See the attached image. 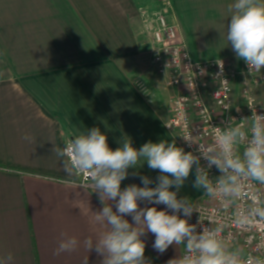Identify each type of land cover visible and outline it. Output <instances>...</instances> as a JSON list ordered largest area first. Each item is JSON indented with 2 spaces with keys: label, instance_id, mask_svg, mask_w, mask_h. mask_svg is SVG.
I'll return each instance as SVG.
<instances>
[{
  "label": "crops",
  "instance_id": "0c3cea01",
  "mask_svg": "<svg viewBox=\"0 0 264 264\" xmlns=\"http://www.w3.org/2000/svg\"><path fill=\"white\" fill-rule=\"evenodd\" d=\"M233 2L172 0L169 21L179 25L194 60L223 59L242 69L226 40ZM158 8V0H0V264H100L83 241L95 240L90 210L102 205L91 190L65 183L73 178L54 152L69 137L99 127L113 150L126 136L137 149L173 139L182 147L166 129L177 92L152 64L148 20ZM255 93L264 101V81ZM194 171L177 195L197 205L206 196L192 186ZM128 173L121 189L142 187L140 176L155 187L161 174L147 163ZM62 234L80 246L55 254ZM141 238L149 264H167L182 252L173 244L159 253L151 232Z\"/></svg>",
  "mask_w": 264,
  "mask_h": 264
},
{
  "label": "clouds",
  "instance_id": "9594fccd",
  "mask_svg": "<svg viewBox=\"0 0 264 264\" xmlns=\"http://www.w3.org/2000/svg\"><path fill=\"white\" fill-rule=\"evenodd\" d=\"M228 11V45L237 59L246 63L250 74L261 72L264 69V0H234ZM216 63L221 75L223 61L216 60ZM234 120L230 118L224 127H213V140L207 145L197 143L190 133L182 136L186 142L199 144V155L185 152L175 139L149 141L137 149L127 136L113 150L106 133L99 127L73 135L62 147L54 148L66 176L73 178L65 183L86 193L91 190V195L96 193L102 205L99 211L89 209V222L98 229L95 240L88 237L83 241L88 251L94 248L102 257L100 264H149L141 238L146 232L155 235L153 248L161 254L170 245L182 246L180 255L167 264H264V256L244 255L232 245L231 236L224 235L225 223L209 217L205 225L200 209L192 200L177 195L195 166L192 186L202 190L203 196L217 200L222 209L234 208L232 224L245 230L264 229V193L258 189L253 191L256 185L264 188V115L252 111V116L241 123L234 124ZM241 145H244L242 151ZM202 158L207 167L201 164ZM145 163L161 173L156 178V186L150 187L153 181L140 176L142 187L131 184L121 189L128 170ZM213 166L220 175L211 179L208 169ZM77 180L81 181L78 185ZM173 187L175 191L171 190ZM140 201L166 207L163 210L155 206L141 208ZM110 202H114L115 211ZM194 210L199 213L200 231L187 219ZM126 215L132 217V223L125 219ZM62 236L55 250L57 255L75 251L81 244L76 236ZM259 247H264V241ZM11 259L12 255L8 254L6 260Z\"/></svg>",
  "mask_w": 264,
  "mask_h": 264
},
{
  "label": "built area",
  "instance_id": "2783aa9c",
  "mask_svg": "<svg viewBox=\"0 0 264 264\" xmlns=\"http://www.w3.org/2000/svg\"><path fill=\"white\" fill-rule=\"evenodd\" d=\"M158 1L159 8L149 20L152 64L158 74L165 77L166 86L177 92L172 99V116L166 123V129L178 135L185 152L192 151L199 155L197 143H212L213 127H224L230 118L236 120L233 121L234 124L241 123V120L252 116V111L264 115V101L257 98L255 93L264 81V69L250 74L246 63L238 70L223 59L206 62L194 60L186 43L179 36V25L169 21V17L174 13L172 0ZM216 60L223 61L221 75H218L220 67ZM224 80L228 82L225 83ZM225 105L230 108L225 110ZM243 123L248 124L250 121ZM189 133L197 143L184 140L182 136ZM243 148L244 145H241L240 150ZM201 164L207 167L203 158ZM208 171L211 179L220 175L215 166ZM80 182L77 180V185ZM257 189L264 193V188L259 185H256L253 191ZM194 206L200 209L201 220L205 225L208 224L209 217L225 223L224 235H230L232 245L239 248L244 255L264 256V247H259L264 241V229L238 228L230 220L235 209H222L217 200L209 197H206L205 202ZM187 219L190 224L197 225V231L201 230L197 211L194 210Z\"/></svg>",
  "mask_w": 264,
  "mask_h": 264
},
{
  "label": "rangeland",
  "instance_id": "374dc122",
  "mask_svg": "<svg viewBox=\"0 0 264 264\" xmlns=\"http://www.w3.org/2000/svg\"><path fill=\"white\" fill-rule=\"evenodd\" d=\"M155 8H156V6L152 9V11H154L155 10ZM150 20V19H149ZM149 20H148V24H149ZM149 31V30H148ZM150 34V33H149ZM148 34V35H149ZM150 36V35H149ZM150 38H152V37H150ZM152 50V49H151ZM172 98V94L171 93H167V96H165L164 97V99L165 100H169V99H171ZM202 202H205V199H203L200 203H202Z\"/></svg>",
  "mask_w": 264,
  "mask_h": 264
}]
</instances>
